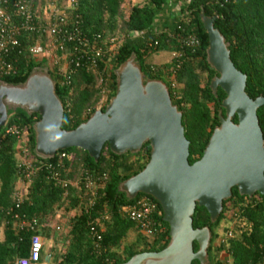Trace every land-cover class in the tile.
Listing matches in <instances>:
<instances>
[{"label":"trees","instance_id":"obj_1","mask_svg":"<svg viewBox=\"0 0 264 264\" xmlns=\"http://www.w3.org/2000/svg\"><path fill=\"white\" fill-rule=\"evenodd\" d=\"M170 1L82 0L79 13L86 33H98L104 40L114 35L122 36L121 45L110 61L113 66L110 96L101 109L105 110L116 93L115 70L135 55L146 80L164 81L169 87L173 103L183 113L185 135L190 141L189 161L192 164L202 157L213 130L220 125L219 112L225 114L222 101L226 93L219 88L215 95L210 86L212 78L218 73L207 62L209 38L201 21V13L217 16L215 26L229 44L235 66L247 75L246 91L255 99L264 97V0H173L181 4L182 15L179 23L188 31L196 33L202 43L194 53L190 49L183 50L184 60L179 68H176L174 59L163 67L150 60L153 55L163 51L171 54L179 49L177 38L169 37L166 32L155 31L158 15ZM33 2L38 15H45L44 0ZM129 32L135 34L127 37ZM20 40L26 48L35 42L44 45L47 39L44 36L24 33ZM11 59H17V73L0 76V83L21 85L33 72L46 70L56 82V93L65 108L63 129H75L86 122L99 107L101 96L96 75L83 69H77L74 74L69 75V72L61 71L58 66L50 67L46 63L48 58L43 63L29 53L18 56L14 54ZM173 82L176 83L175 88L171 86ZM258 116L264 133V105L258 109ZM39 119V114H28L21 108L9 110L8 124H17L27 130L30 154L35 157L38 155L35 153L34 124ZM234 121L238 122V118ZM22 147L23 142L13 135L6 136L1 143L0 264H10L17 257L26 256L30 245V235L18 231L16 221L7 215L8 210L15 205L14 193L19 182L17 165ZM150 151V144L145 143L138 153L117 155L107 143L98 161L88 152L76 147L60 150L51 159L39 157L41 161L56 162L59 155H63V164L72 169V178L88 170L95 175L97 181H103L104 185L99 188L94 208L87 212V206L80 198L82 190L79 187L72 186L64 190L54 186L47 180L46 171L43 170L28 186L22 207L17 212L30 218H39L37 233L42 238L54 240V234L59 233V242L69 241V247L62 254L59 264H121L137 253L160 251L170 240L169 224L163 220L160 204L159 220L162 231L153 238L143 235L137 225L121 212L134 199H129L120 190V184L146 166ZM232 191V197L224 201L223 212L216 222L211 221L203 206H197L193 216L195 228L209 226L212 232L208 264H223V252L230 257L227 264H264V195L256 193L249 198L240 195L237 187ZM60 211L68 217L66 223L62 224L55 218ZM229 212L232 217H229ZM103 216L108 218L101 219ZM97 218L104 227L100 249L95 248L88 227V221ZM233 220H236L233 236L222 242L220 238L226 236ZM222 221L225 226L222 228L223 233H220L218 228ZM132 232H136L137 237L122 247L123 241ZM198 248L195 243V251ZM192 264L201 263L194 260Z\"/></svg>","mask_w":264,"mask_h":264},{"label":"water","instance_id":"obj_2","mask_svg":"<svg viewBox=\"0 0 264 264\" xmlns=\"http://www.w3.org/2000/svg\"><path fill=\"white\" fill-rule=\"evenodd\" d=\"M216 20L217 16L201 13L209 38L207 62L218 73L210 86L215 95L219 88L226 93L225 114L219 112L220 125L202 157L192 164L183 113L164 81L146 80L135 55L115 70L117 89L105 110L97 108L72 130L62 128L65 108L46 70L33 72L21 85L0 83V128L8 123L10 109L39 114L34 132L35 153L41 158L51 159L60 150L76 147L98 161L107 143L117 155L138 153L150 144L148 163L123 181L120 190L129 199L146 194L157 200L169 224L170 240L160 251L137 253L121 264H192L194 260L208 264L212 232L209 226L194 227L196 207H205L216 222L234 187L249 198L264 195V133L258 116L264 97L254 99L247 93L248 77L232 61Z\"/></svg>","mask_w":264,"mask_h":264},{"label":"built area","instance_id":"obj_3","mask_svg":"<svg viewBox=\"0 0 264 264\" xmlns=\"http://www.w3.org/2000/svg\"><path fill=\"white\" fill-rule=\"evenodd\" d=\"M82 0H44L46 13L39 16L33 0H0V76H9L17 73L15 61L11 59L16 54L29 53L40 62H45L50 67L58 66L64 72L72 75L77 69H83L87 73L97 76V84L100 92L99 107L110 96V63L121 45L122 36L114 35L104 40L100 34H88L83 30V19L79 13ZM228 1V0H225ZM15 13V14H13ZM182 15V12L180 10ZM180 15V17H181ZM171 38H177L179 49L171 53L175 60L176 68H179L184 60L183 50L190 49L196 52L201 46L200 37L179 23V18L173 29H164ZM24 33L44 36L47 40L43 45L35 42L23 47L20 37ZM129 32L127 37L133 36ZM52 58L53 60L51 61ZM173 88L176 83H172ZM0 149L3 139L8 135L16 136L23 142L19 152L18 173L19 182L15 189V205L11 207L7 215L16 221V228L24 234L30 235V245L26 256H19L10 264H41L43 238L37 233L40 220L37 217L30 218L26 214L18 213L27 193L28 186L40 171H46V178L54 186L67 190L77 186L82 190L81 201L87 206V212L96 204L99 188L103 187V181L96 180L95 175L84 170L78 176L72 178V169L63 164L64 156L59 155L58 161H41L40 156L30 154L28 147V132L17 124H6L0 128ZM57 155V154H56ZM56 157V156H55ZM121 212L133 221L141 233L148 238L155 237L162 231L159 217L161 211L159 203L150 195L141 194L130 204L125 205ZM108 218V216H103ZM90 235L95 242V248L100 249L103 241L104 227L100 225V219L88 221ZM233 236L229 230L226 236L220 238L222 242ZM22 239V238H21ZM48 256H51L50 254Z\"/></svg>","mask_w":264,"mask_h":264},{"label":"rangeland","instance_id":"obj_4","mask_svg":"<svg viewBox=\"0 0 264 264\" xmlns=\"http://www.w3.org/2000/svg\"><path fill=\"white\" fill-rule=\"evenodd\" d=\"M136 1H141V0H136ZM174 11H177V9L175 8V5H173V9ZM180 18V17H179ZM151 62H153V64H158L160 67H163V65H165L166 63H169L172 60L171 54H169L167 51H163L159 54L153 55L151 57ZM12 110V109H10ZM14 110V109H13ZM229 217L231 216V212L228 213ZM55 218L59 219V221H61V223H66L68 221V217L65 216V214L63 213V211H60L56 214ZM235 218V217H234ZM236 220H233L230 224H229V229L233 231L234 227H235V222ZM62 223V224H63ZM66 225V224H64ZM225 226V222L222 221L220 227L218 228V231L220 233H223L222 228ZM67 228V227H65ZM54 246H47L46 248V258H45V263L47 264H59L58 261L62 260V256H59V247L57 246V243L59 242V240L61 239V236L59 233H55L54 234ZM137 237V233L136 232H132L122 243V247L127 244L130 243L132 241H134V239ZM221 240V239H220ZM219 240V241H220ZM62 244V254L65 253L64 251H67L68 247H69V241L66 240L64 241H60ZM51 256H48V255ZM222 256V262L223 264H227L230 261V257L227 253L223 252L221 253Z\"/></svg>","mask_w":264,"mask_h":264},{"label":"crops","instance_id":"obj_5","mask_svg":"<svg viewBox=\"0 0 264 264\" xmlns=\"http://www.w3.org/2000/svg\"><path fill=\"white\" fill-rule=\"evenodd\" d=\"M173 5H175V8L177 11L172 10ZM181 4L178 2H174L171 0L168 5H166L165 9L159 13L158 18L155 22V30L162 31L164 29H173L176 25V22L178 18L180 17L181 13ZM43 250H42V262L41 264H47L45 263L46 258V248L47 246H54V240H46L43 238ZM57 246L59 247V256H62V244L61 242L57 243ZM60 260L58 261V263Z\"/></svg>","mask_w":264,"mask_h":264}]
</instances>
